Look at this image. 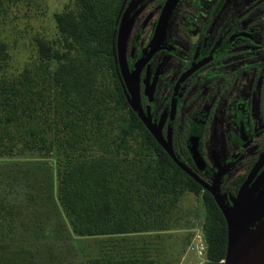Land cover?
<instances>
[{
	"label": "trees",
	"instance_id": "obj_1",
	"mask_svg": "<svg viewBox=\"0 0 264 264\" xmlns=\"http://www.w3.org/2000/svg\"><path fill=\"white\" fill-rule=\"evenodd\" d=\"M75 1L77 11L55 15L64 49L35 37L38 59L19 75L10 74L11 55L0 37V160L33 157V169L44 173L49 186L48 207L56 201L78 238L166 231L171 210L188 190L206 206L208 264H224L228 225L216 200L174 162L124 93L113 43L123 0ZM106 75L110 84L103 82ZM39 155L54 167L39 163ZM9 201L0 190V230L19 208ZM37 249L1 244L7 255L0 264L33 263L28 257ZM89 264L159 263L98 257Z\"/></svg>",
	"mask_w": 264,
	"mask_h": 264
},
{
	"label": "flooded vegetation",
	"instance_id": "obj_2",
	"mask_svg": "<svg viewBox=\"0 0 264 264\" xmlns=\"http://www.w3.org/2000/svg\"><path fill=\"white\" fill-rule=\"evenodd\" d=\"M130 18L134 41L125 39ZM122 26L138 106L121 70ZM157 32L162 40L151 54ZM113 43L132 108L150 119L165 140L175 109L174 153L215 188L225 208L234 206L247 183L248 210L264 199V0H123ZM193 139L200 164L190 152ZM262 222L264 211L246 234Z\"/></svg>",
	"mask_w": 264,
	"mask_h": 264
},
{
	"label": "rangeland",
	"instance_id": "obj_3",
	"mask_svg": "<svg viewBox=\"0 0 264 264\" xmlns=\"http://www.w3.org/2000/svg\"><path fill=\"white\" fill-rule=\"evenodd\" d=\"M77 9L75 0H0V37L11 55L10 74L19 75L37 61V36L51 40L58 49H64V38L55 15ZM132 27L133 19L130 18L125 30L128 41H134L137 36ZM103 82L110 84V76H104ZM112 119L116 122L114 126H118V121ZM40 157L42 155H39V163L54 167L51 160ZM31 158L14 154L0 160V176L3 178L0 183H4L0 190L7 192L9 202L19 204L16 216L0 230V245L12 249L15 244H37V251L28 257L34 259L33 263L26 264H89L91 259L98 257H135L155 260L159 264H208L204 230L207 210L202 197L184 191L165 222L166 231L152 232L155 234L150 236H138L151 234L139 233L136 236L78 238L73 235L56 201L53 207H48L49 186L44 173L33 169L36 162ZM24 172L28 173L26 177ZM18 193L22 195L19 202ZM29 194L33 195L35 202L26 200ZM3 254L7 255L0 253V257Z\"/></svg>",
	"mask_w": 264,
	"mask_h": 264
},
{
	"label": "water",
	"instance_id": "obj_4",
	"mask_svg": "<svg viewBox=\"0 0 264 264\" xmlns=\"http://www.w3.org/2000/svg\"><path fill=\"white\" fill-rule=\"evenodd\" d=\"M122 26L120 31L119 42V59L122 74L127 82L128 89L133 97V105L138 106V93L136 89V75L129 77L127 65L125 61L124 41H123ZM163 33L157 32L155 40L152 44L153 54L157 48L159 42L162 40ZM176 95V91H175ZM136 109V107H135ZM137 110V109H136ZM139 112V110H137ZM145 124L157 139V141L168 151L174 162L187 174H189L197 183H199L205 190L209 191L215 198L219 208L221 209L228 225V248L227 255L224 264H264V222L260 223L253 231L246 234L254 219L264 211V199L259 200L252 209H247L248 200L244 197V191L248 183L243 187L238 199L235 201L234 206L231 209L225 208L219 196L217 195L214 187L206 185L197 175L192 173L186 166H184L173 151L171 145V132L174 121L175 109L173 108L171 113L170 127L168 131L167 140L164 139L161 131L153 126L151 121L140 112ZM190 152L197 164H200V155L196 140L190 142Z\"/></svg>",
	"mask_w": 264,
	"mask_h": 264
},
{
	"label": "crops",
	"instance_id": "obj_5",
	"mask_svg": "<svg viewBox=\"0 0 264 264\" xmlns=\"http://www.w3.org/2000/svg\"><path fill=\"white\" fill-rule=\"evenodd\" d=\"M152 234H155V233H151V234H139L138 236H144V235H147V236H150V235H152ZM132 235V234H131ZM137 234H133L132 236H136ZM128 236H130V235H128ZM138 253H142L141 251H139ZM145 253H147V252H145ZM149 253V252H148ZM132 258V257H131ZM133 258H135V257H133Z\"/></svg>",
	"mask_w": 264,
	"mask_h": 264
}]
</instances>
